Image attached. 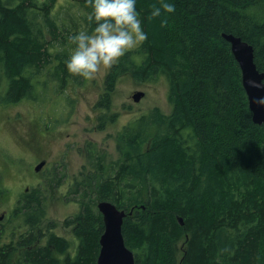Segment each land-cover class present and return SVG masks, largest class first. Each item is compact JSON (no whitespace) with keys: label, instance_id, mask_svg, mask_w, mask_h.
Returning <instances> with one entry per match:
<instances>
[{"label":"trees","instance_id":"obj_1","mask_svg":"<svg viewBox=\"0 0 264 264\" xmlns=\"http://www.w3.org/2000/svg\"><path fill=\"white\" fill-rule=\"evenodd\" d=\"M56 1L0 0V107L33 97L28 71L51 63L42 22L53 41L96 27L87 20V0H73L81 7L79 22L61 30L52 16ZM159 2L136 0L148 39L109 69L96 108L100 129L115 124L111 98L119 78L129 75L138 84L164 82L170 113L154 109L119 134L122 154L110 179L97 180L92 197L66 221L77 241L72 250L70 241L49 233L17 264H96L105 228L101 201L126 211L123 235L139 264H264V123L253 122L240 65L223 37L252 45L264 72V0H166L175 11L150 20ZM69 56H59L54 68L62 87L70 78L84 80L68 72ZM90 160L103 169L94 153ZM90 186L77 183L70 194ZM38 190L26 191L14 210L17 248L43 237V229L35 230L47 214ZM7 194L1 184L0 207ZM10 233L0 228V240ZM10 246L0 247V264H12Z\"/></svg>","mask_w":264,"mask_h":264},{"label":"rangeland","instance_id":"obj_2","mask_svg":"<svg viewBox=\"0 0 264 264\" xmlns=\"http://www.w3.org/2000/svg\"><path fill=\"white\" fill-rule=\"evenodd\" d=\"M81 13V7L73 0H57L52 16L62 30L73 26ZM42 26L50 41L48 48L51 63L43 66L41 70L33 68L28 71L35 84L33 97L19 103L2 105L0 110V155L5 160L2 159V164L6 167V162L10 163L11 160L15 161L17 166H9L1 176V184L8 193L6 199L9 198L0 209V215L5 213L1 229L18 232V220L13 217L14 210L22 195L35 187L39 189V193L44 192L47 210L43 222L35 230L43 229V234L47 231L46 236L49 233H57L63 238H70L73 236L72 229L66 221L79 213L80 201H87L88 196L92 197L97 180L105 179L106 176L110 179L113 163L121 159L122 152L118 148L119 134L131 122H136L142 115L150 114L154 109L158 108L162 113L169 114L171 106L167 99L168 88L164 82L138 84L131 76L123 75L117 81L110 103V113L118 114L117 122L100 129L99 118L102 111L96 107L104 93V80L109 69L101 71L93 80L84 79L77 82L70 78L66 86L62 87V82L53 74L54 68L59 67L62 61L58 57L70 55L74 46L68 44V39H64L69 37L66 34L63 37L61 33L58 41L51 40L44 22ZM82 29L86 30L81 28L79 31ZM5 90L6 83L3 79L1 94ZM136 91L145 92V96L138 103L133 99ZM31 133L34 137L39 136L42 144L37 145L36 150L26 146ZM43 148L48 149L52 161L58 160L63 167L55 166L53 169H58L49 172L45 170L37 175L34 167L46 156V152L41 153ZM92 153L94 157L101 158L104 164L102 170L96 168L90 160ZM15 173L16 176L11 175ZM64 176L69 182L76 180L75 184L82 183L87 187L91 185V189L79 195L70 194L71 187L75 184L61 186ZM51 223L55 227L54 231L50 230ZM36 232L38 234V230ZM18 237L21 238L19 232L16 240L18 261H22L26 254L30 255L31 251L45 244L43 237L37 240L34 236L36 242L32 247L17 248ZM72 244L71 250L74 246V243Z\"/></svg>","mask_w":264,"mask_h":264},{"label":"clouds","instance_id":"obj_3","mask_svg":"<svg viewBox=\"0 0 264 264\" xmlns=\"http://www.w3.org/2000/svg\"><path fill=\"white\" fill-rule=\"evenodd\" d=\"M87 5L92 9L87 20L89 23L94 20L96 27L90 33L81 30L69 37V44L74 47L65 64L70 74L93 80L148 37L136 0H87ZM174 11V5L160 0L159 6H152L149 19ZM258 102L264 104V100Z\"/></svg>","mask_w":264,"mask_h":264},{"label":"water","instance_id":"obj_4","mask_svg":"<svg viewBox=\"0 0 264 264\" xmlns=\"http://www.w3.org/2000/svg\"><path fill=\"white\" fill-rule=\"evenodd\" d=\"M223 37L231 44L232 53L240 65L253 122L261 125L264 123V104L258 101L264 100V72L257 68L254 48L240 37L228 34H223ZM144 96V91H136L133 95L134 102H140ZM45 164L46 162L39 163L34 169L35 172H40ZM98 209L103 215L105 228L100 237V252L96 264H139L134 252L126 245L123 235L126 211L109 201L99 202ZM132 213L133 210L130 214ZM180 222L184 224L182 219Z\"/></svg>","mask_w":264,"mask_h":264},{"label":"flooded vegetation","instance_id":"obj_5","mask_svg":"<svg viewBox=\"0 0 264 264\" xmlns=\"http://www.w3.org/2000/svg\"><path fill=\"white\" fill-rule=\"evenodd\" d=\"M96 107V106H95ZM0 110H1V107H0ZM30 135V139H28L27 141H26V146L27 147H30V148H32V149H34L37 145H42L41 144V142L39 141V136L38 137H34V135H33V133H31V134H29ZM37 140V141H36ZM35 141H36V144H35ZM34 150H36V148L34 149ZM46 152V153H45ZM41 153H45L46 154V156L45 157H43L42 159H40V161L37 163V165L39 164V163H41V162H46V164H45V166L43 167V169L40 171V172H38V173H36L37 175H40V173H42V172H44L45 170H47L48 172L49 171H53V170H56V169H58V168H55V169H53V167H63L62 166V164L58 161V160H56V161H52L51 160V158H50V153L48 152V149H45L44 150V148L42 149V152ZM7 158V157H6ZM2 155H0V185H1V181H2V179H1V176L3 175V171H7V169H9V166L10 167H12V168H17V166H16V162L15 161H11V160H9L10 161V163H8V162H6L7 163V166L6 167H3V164H2ZM9 159V158H8ZM4 160V159H3ZM5 161V160H4ZM36 165V166H37ZM35 166V167H36ZM35 167H34V169H35ZM47 168V169H46ZM7 174H10V173H7ZM12 176H16V173L15 174H11ZM32 175V174H31ZM32 176H34V175H32ZM76 183V180H73V181H71V182H69V179L66 177V176H64V181H63V184L61 185V186H70V185H73V184H75ZM65 197H67V195L65 196ZM0 209H1V207H0ZM4 218H5V213H2L1 215H0V228H1V225H2V221L4 220ZM70 218V217H69ZM77 225H78V223H77ZM71 227V229H72V232H73V226H70ZM11 231V230H10ZM73 234V233H72ZM59 235V234H58ZM60 236V235H59ZM60 237H62V236H60ZM50 238V237H49ZM49 238L48 237H46V233L45 234H43V240L45 241V243L49 240ZM64 238H66L67 240H69L71 243H74V245H76V239H75V235L74 236H72V237H67V236H64ZM73 239V240H72ZM16 240H17V232H16V230H12L11 231V233H10V236L9 237H7L6 235H4V238H2V240H0V242H1V246L0 247H3L4 245H11L10 246V250H11V254H12V259H11V262H12V264H15V261H17L16 260V256H17V251H16ZM72 240V241H71ZM41 241V240H40ZM14 248V249H13ZM138 263V262H137Z\"/></svg>","mask_w":264,"mask_h":264},{"label":"bare ground","instance_id":"obj_6","mask_svg":"<svg viewBox=\"0 0 264 264\" xmlns=\"http://www.w3.org/2000/svg\"><path fill=\"white\" fill-rule=\"evenodd\" d=\"M103 216V215H102Z\"/></svg>","mask_w":264,"mask_h":264}]
</instances>
